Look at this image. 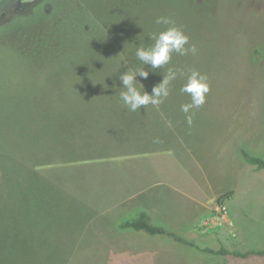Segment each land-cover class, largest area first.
Wrapping results in <instances>:
<instances>
[{
	"label": "rangeland",
	"instance_id": "rangeland-1",
	"mask_svg": "<svg viewBox=\"0 0 264 264\" xmlns=\"http://www.w3.org/2000/svg\"><path fill=\"white\" fill-rule=\"evenodd\" d=\"M13 10L15 15L4 13L0 24L2 169L13 166L17 173L27 153L41 158L43 110L52 123L58 112L76 105L75 97L84 94L85 86L97 83L95 75L122 73L126 66L150 68L136 59L135 50L153 43L149 36L167 27L155 19L165 16L185 31L197 51L173 53L169 64L140 78L148 82L156 73L161 78V69L167 72L169 67L207 74L210 90L205 103L190 110L191 126L181 111L190 102L180 91L185 78L173 82L162 106L191 146L201 140L218 151L216 165L207 160L203 169L217 191L231 193L219 200L222 194L217 196L210 207L213 217L196 230L178 232L197 249L166 235L147 237L117 228L119 220L134 217L132 205L121 198L123 187L128 188L123 176L135 167L110 166L105 182L82 167L80 182L72 184L81 191V220H29L24 228L25 219L0 210V264H264L260 258L201 250L264 247V170H256L239 153L243 147L264 157V0H18ZM28 118L35 152L26 151L25 135H9L13 124L25 128ZM157 147L158 153H173L163 142ZM220 203L226 205V217L216 209ZM94 208L103 214L93 217Z\"/></svg>",
	"mask_w": 264,
	"mask_h": 264
},
{
	"label": "crops",
	"instance_id": "crops-1",
	"mask_svg": "<svg viewBox=\"0 0 264 264\" xmlns=\"http://www.w3.org/2000/svg\"><path fill=\"white\" fill-rule=\"evenodd\" d=\"M128 67L139 68L126 66L122 73ZM140 67L151 71L148 66ZM165 72L162 68L161 78L156 73L153 78L156 79L148 82L141 76L136 79L151 93L149 88L159 83ZM120 74L95 75L97 83L85 86L84 94L75 97L76 105L66 113L58 112L57 121L50 123L43 110L41 158L27 153L17 173L13 166L0 167V210L8 209L10 214L25 219L22 227L26 228L29 220L43 223L66 221V218L69 223L76 218L81 220V191L72 184L80 182L82 167H88L105 182L107 168L119 165L135 167L123 176L128 188L123 187L121 198L123 204L132 205L135 213L131 216L144 210L154 224L177 233L194 231L213 217L212 202L224 190L217 191L215 182L203 168L207 160L210 166L216 165L213 160H217L218 151L207 149L201 140L197 141L196 148L191 146L162 104L159 109L148 105L146 109L142 106L135 112L129 111L119 99ZM163 104H167L166 100ZM9 135L11 139L25 135V148L29 152L30 139L34 137L32 120L27 119L25 128L13 124ZM162 142L173 150L172 155L158 153L157 146ZM179 147L185 150L179 151ZM99 183L98 180L95 183L96 191ZM90 213L93 217L103 214L98 208ZM248 258L263 260L264 256Z\"/></svg>",
	"mask_w": 264,
	"mask_h": 264
},
{
	"label": "clouds",
	"instance_id": "clouds-1",
	"mask_svg": "<svg viewBox=\"0 0 264 264\" xmlns=\"http://www.w3.org/2000/svg\"><path fill=\"white\" fill-rule=\"evenodd\" d=\"M21 3H31V0H21ZM155 23L167 27L149 36L153 41L152 44L147 47L139 45L135 50L136 59L143 65H150L151 71L155 72L169 64L173 53L182 56L196 53V46L189 44V36L171 18L159 16L155 19ZM121 60L124 65L128 64L123 57ZM148 75L149 69L145 67H128L119 75V80L122 82L119 99L122 104L132 112L141 109L142 106L146 109L148 105L159 109V106L169 97L173 82L178 78H185L180 91L190 96V102L182 104L181 111L186 114V121L191 126L190 110L200 108L205 103L206 94L210 90L207 74L196 69H191L186 74L183 70L169 67L166 73H162V80L153 86L151 93L146 91L144 84L136 79L137 76L146 79Z\"/></svg>",
	"mask_w": 264,
	"mask_h": 264
},
{
	"label": "trees",
	"instance_id": "trees-1",
	"mask_svg": "<svg viewBox=\"0 0 264 264\" xmlns=\"http://www.w3.org/2000/svg\"><path fill=\"white\" fill-rule=\"evenodd\" d=\"M18 0H0V24L2 22V16L4 13H8L11 17L15 15L13 7L15 2ZM255 54L257 52L255 51ZM239 153L241 157L248 163L254 166L256 170H264V157L256 154H252L248 152L245 148L240 147ZM231 192H225L222 194L220 198L228 197ZM117 228L118 229H131L133 231H142L148 236H155V235H166L170 238H172L174 241L186 244L192 247H195L199 249V246H197L194 242L188 240L187 238L183 237L179 233L169 230L164 226L154 224L151 221V218L149 214L142 210L139 211L134 217L129 219H121L117 222ZM202 251L215 254V255H226L236 258H248L251 256H264V248H250L246 250H240L237 248L228 249L223 246L219 248H210L205 247L201 249Z\"/></svg>",
	"mask_w": 264,
	"mask_h": 264
},
{
	"label": "built area",
	"instance_id": "built-area-1",
	"mask_svg": "<svg viewBox=\"0 0 264 264\" xmlns=\"http://www.w3.org/2000/svg\"><path fill=\"white\" fill-rule=\"evenodd\" d=\"M216 209L218 210V212H220L221 217H226L227 208L224 203L217 204Z\"/></svg>",
	"mask_w": 264,
	"mask_h": 264
}]
</instances>
